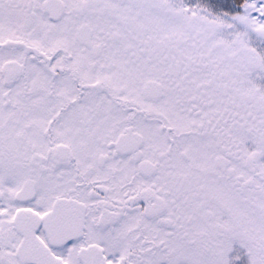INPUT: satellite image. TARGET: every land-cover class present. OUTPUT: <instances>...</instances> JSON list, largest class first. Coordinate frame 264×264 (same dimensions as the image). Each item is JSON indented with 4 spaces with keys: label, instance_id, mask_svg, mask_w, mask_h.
Masks as SVG:
<instances>
[{
    "label": "snow or ice",
    "instance_id": "6c2138e0",
    "mask_svg": "<svg viewBox=\"0 0 264 264\" xmlns=\"http://www.w3.org/2000/svg\"><path fill=\"white\" fill-rule=\"evenodd\" d=\"M0 264H264V0H0Z\"/></svg>",
    "mask_w": 264,
    "mask_h": 264
}]
</instances>
